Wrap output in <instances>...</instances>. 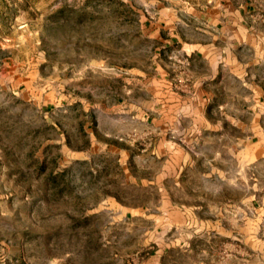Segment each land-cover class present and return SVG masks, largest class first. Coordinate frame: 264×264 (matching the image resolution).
I'll list each match as a JSON object with an SVG mask.
<instances>
[{"label": "rangeland", "instance_id": "1", "mask_svg": "<svg viewBox=\"0 0 264 264\" xmlns=\"http://www.w3.org/2000/svg\"><path fill=\"white\" fill-rule=\"evenodd\" d=\"M183 1L0 0V264H264V152L236 105L207 106L223 137L168 131L194 163L158 175L154 54L173 65L142 20Z\"/></svg>", "mask_w": 264, "mask_h": 264}, {"label": "crops", "instance_id": "2", "mask_svg": "<svg viewBox=\"0 0 264 264\" xmlns=\"http://www.w3.org/2000/svg\"><path fill=\"white\" fill-rule=\"evenodd\" d=\"M142 25L156 42L170 48L166 58L173 65L161 59L160 49L154 54L159 75L154 78L159 85L155 104L161 106L152 116L158 122L153 152L162 166L161 181L168 174L163 169L176 172L194 163L167 138L168 131L188 138L224 136L228 118L224 111L212 118L209 105H236L232 114L237 124L256 138L254 149L264 152V0H184L164 5ZM167 73L175 75L177 84L172 86ZM131 119L143 122L145 116L136 113ZM111 142L112 152L126 151L119 136L112 135ZM220 173L225 174L223 169Z\"/></svg>", "mask_w": 264, "mask_h": 264}]
</instances>
